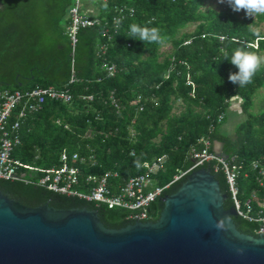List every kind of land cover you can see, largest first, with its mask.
<instances>
[{"label":"trees","instance_id":"obj_1","mask_svg":"<svg viewBox=\"0 0 264 264\" xmlns=\"http://www.w3.org/2000/svg\"><path fill=\"white\" fill-rule=\"evenodd\" d=\"M82 1L80 14L97 24L77 30L71 53L66 29L73 0H0V90L51 87L71 96L68 103L45 101L19 123L11 158L31 168L23 169L25 177L35 181L58 165L60 153H76L84 159L80 177L116 174L107 180L114 192L128 177L143 174V163L163 157L162 169L150 177L162 187L191 166L190 151L201 149L198 141L204 139L209 153L212 143H219L221 154L235 167V200L241 212L246 210L243 201L253 195L248 216L254 218L264 187L258 186L250 164L264 155V108L253 115L248 110L253 93L264 85V66L251 84L239 88L228 80L237 69L222 61L221 49L231 53L243 48L264 57V29H258L264 15L240 19L229 9L202 10L206 0ZM118 9L119 29L112 21ZM133 23L158 28L167 42L128 37ZM188 26L192 31H183ZM257 31L260 38L254 35ZM166 45L169 50L162 52ZM104 65L114 67L112 77L106 76ZM232 99L245 118L226 136L219 127ZM15 111L8 125L16 120ZM214 167L210 161L193 170H208L225 195L223 209L232 208L224 175ZM188 174L170 183L162 197L173 194ZM0 192L24 207L46 203L54 209L95 211L106 229L132 223L126 219L128 211L96 207L33 184L0 180ZM161 208L160 200L150 203L144 222L156 221ZM232 222L239 233L256 237L258 223L236 215Z\"/></svg>","mask_w":264,"mask_h":264},{"label":"water","instance_id":"obj_2","mask_svg":"<svg viewBox=\"0 0 264 264\" xmlns=\"http://www.w3.org/2000/svg\"><path fill=\"white\" fill-rule=\"evenodd\" d=\"M224 199L208 170H193L157 199L156 221L106 229L95 211L24 207L0 192V264H264V236L239 233Z\"/></svg>","mask_w":264,"mask_h":264},{"label":"built area","instance_id":"obj_3","mask_svg":"<svg viewBox=\"0 0 264 264\" xmlns=\"http://www.w3.org/2000/svg\"><path fill=\"white\" fill-rule=\"evenodd\" d=\"M80 5L81 0H73L72 6L68 10L70 23L66 32L71 53L76 42L75 35L77 30L97 24V20L89 19L80 14ZM116 12L118 15L112 19L114 23L122 17L120 9ZM103 70L107 77H112L115 72L112 65H104ZM72 80L71 76L68 82L70 83ZM70 99V94L65 90H57L51 87L33 88L24 92L0 90V180L33 184L55 194L91 202L96 207L103 206L106 209H122L129 212V215L126 217L128 221L144 222L146 220V208L155 199L162 197L163 190L170 183L190 173L196 167L214 161L216 164L214 171L218 169L224 175L227 191L236 216L258 223L255 234L256 236H264V213L261 212L264 211V197L259 202L260 210L257 211V215L254 218L248 216V203L253 198V195H250V199L243 201L246 210L245 212H241L238 202L235 200V167L229 165L225 157L222 158L213 152L209 153L207 151L208 142L204 139L198 141L202 145L201 149L190 151L191 166L174 176L170 183L162 187L155 185L150 177L162 169L163 157L151 163H143L141 168L144 170V173L128 177L121 185L116 187L114 192H110L107 188V180L115 178L116 174L106 171L99 176L86 175L80 177L79 165L83 164L84 159L76 153H60L56 167L49 168L43 176L35 181L27 179L23 172V169L27 167L22 166L17 160L11 158V153L18 144L19 123L26 116L39 111L45 101L68 103ZM86 99L91 100V97L87 96ZM14 110H16V120L8 125L7 119ZM221 119L222 114L218 115L217 122ZM85 161L89 163L90 158H86ZM27 169L31 170V168ZM250 169L254 172V178L258 186L264 187V155L259 160L252 161Z\"/></svg>","mask_w":264,"mask_h":264},{"label":"clouds","instance_id":"obj_4","mask_svg":"<svg viewBox=\"0 0 264 264\" xmlns=\"http://www.w3.org/2000/svg\"><path fill=\"white\" fill-rule=\"evenodd\" d=\"M218 3H226L233 12L243 11L248 17L264 15V0H218ZM121 23V20L116 21L117 29H119ZM254 35L260 38L258 31ZM128 37L144 43L159 45H164L168 40V37L162 35L158 28H149L146 25L141 26L136 23L129 25ZM221 53L222 61L227 60L237 69L235 73L229 74L228 80L234 85H238L239 88L251 84L256 73L264 66V57L243 48L234 49L231 53L227 48H224L221 49Z\"/></svg>","mask_w":264,"mask_h":264},{"label":"rangeland","instance_id":"obj_5","mask_svg":"<svg viewBox=\"0 0 264 264\" xmlns=\"http://www.w3.org/2000/svg\"><path fill=\"white\" fill-rule=\"evenodd\" d=\"M206 9H213L216 11L223 10V9H229L233 14H235L240 19L241 18H253V17L246 16L243 11L238 12V13L233 12L226 3H223V4L218 3V0H206L204 2L202 10H206ZM192 29H193V26H188L183 31L190 32L192 31ZM258 29L263 30L264 24H260ZM168 50H169V46L167 45L161 48L162 52H166ZM238 104L239 102L236 99H232L230 101L227 111L225 113V119L222 122L221 126L219 127V131L221 134L226 135V136H231L233 134V130L235 126L238 123H240L242 120H244L245 115L240 111ZM263 108H264V85L258 88L253 93L252 98H251V106L248 110V113L251 115L258 114L263 110Z\"/></svg>","mask_w":264,"mask_h":264},{"label":"crops","instance_id":"obj_6","mask_svg":"<svg viewBox=\"0 0 264 264\" xmlns=\"http://www.w3.org/2000/svg\"><path fill=\"white\" fill-rule=\"evenodd\" d=\"M217 145V146H216ZM212 152L217 154V155H222L221 154V145L217 142L212 143Z\"/></svg>","mask_w":264,"mask_h":264}]
</instances>
